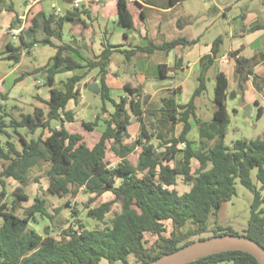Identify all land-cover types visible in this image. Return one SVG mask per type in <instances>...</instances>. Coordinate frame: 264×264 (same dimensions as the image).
<instances>
[{"label":"trees","instance_id":"1","mask_svg":"<svg viewBox=\"0 0 264 264\" xmlns=\"http://www.w3.org/2000/svg\"><path fill=\"white\" fill-rule=\"evenodd\" d=\"M179 1L164 0L161 7L167 8ZM116 3L118 23L131 27L127 0H117ZM145 3L154 5L152 0H145ZM82 12L84 10L76 7L55 17L54 12L38 11L30 18L29 25L20 31L19 44L8 42L0 49V60L16 64L22 52L31 51L34 46L55 48L53 64L47 69L49 98L34 96L41 106L15 116L6 107L7 96H0V264H132L129 260L131 254L133 264H146L196 238L201 239V234L207 231H212V236L237 234L230 226L223 228L216 224L214 228L207 227L208 217H216L223 202L235 194V179L252 192L249 218L241 235L264 247V208L261 206L264 202V132L261 137L241 138L230 145L225 144L229 123L226 107L228 81L222 71L215 75L212 117L203 120L196 112L195 98L206 89L205 74L219 56L222 37H216L210 54L200 58L197 84L187 102H177L175 94L178 90L172 88L160 97L158 106L148 107V96L142 94L140 84L124 83L125 95L118 99L110 96L105 73L111 53L119 52L129 61L133 57L147 56L154 50L167 52L177 46L189 47L197 39L175 37L159 43L148 41L143 47L131 48L105 42L98 54L92 53L82 64L68 54V51H77L75 46L55 43L51 39L59 40L63 22L74 20ZM140 14L144 16L142 10ZM260 28L264 29V24L254 22L246 27V31ZM237 51L229 52V56L235 59L237 85L243 89L251 76L254 87L261 91L264 78L254 72L259 61L235 56ZM257 54L260 61H264V54ZM84 67H98L99 71L101 104L93 120L81 122L87 131L102 124V130L92 141L79 132L77 124L65 126V122H74V112L67 110L66 105L69 100L75 104L79 101L78 84L83 74L74 73L68 77L63 82V90L54 86L55 73ZM158 67L163 77L169 68L165 64ZM34 73L24 72L15 81ZM106 101L112 105L111 111L107 109ZM146 114L152 116L150 125L156 134L148 130ZM261 114L262 107L259 106L256 117ZM132 117L140 123L137 142L141 150L135 164L128 159L131 148L125 143ZM52 121L57 122V127ZM193 124L198 132L196 140L188 137ZM176 126L180 127L177 133ZM154 137L159 141L158 147L151 141ZM180 143L183 148L178 147ZM178 153L181 157L175 161ZM171 161H175L174 165L170 164ZM193 162L196 163L194 168ZM42 163L47 165V189L68 197H74L80 191L86 194L87 215L104 222L103 227L87 228L73 211L76 225L71 224L64 230L60 239L48 232L41 235L29 227V223H36L37 217L53 220L54 214L48 212L47 201L40 196H35L29 206L22 208L21 216L15 213L20 202L28 200L22 189L28 172ZM253 169L255 181L251 175ZM178 176L190 184L182 193L174 188ZM7 178L19 183L12 191L9 204L4 199ZM105 193H110L112 198L98 202ZM118 201L120 210L106 219L105 215ZM66 204H70L69 200ZM61 209L62 206H58L54 211L59 213ZM166 221L172 225L169 234H164ZM146 233L154 236L149 245L144 237ZM220 263L259 264L253 255L242 250L217 252L186 264Z\"/></svg>","mask_w":264,"mask_h":264},{"label":"rangeland","instance_id":"2","mask_svg":"<svg viewBox=\"0 0 264 264\" xmlns=\"http://www.w3.org/2000/svg\"><path fill=\"white\" fill-rule=\"evenodd\" d=\"M13 3L14 11L21 13L24 7L25 0H11ZM112 0H99L91 2L89 0H82L77 7L79 10H84L81 13L83 18L89 22V27L87 32L92 35L93 31H102L105 27L111 28L112 23L107 21L105 14L110 13L108 8L104 7L106 2H111ZM145 1V0H142ZM153 3H160L159 0H152ZM57 5L65 1H55ZM156 5V4H155ZM138 8V5H136ZM227 8V9H226ZM57 10V8H55ZM144 10L145 16L142 17L139 11L133 10L135 21L138 25H143L152 34L153 31L160 27L165 39H171L178 35H183L187 38L199 37L200 46L211 45L213 40L221 36L222 42L219 44L220 52L227 53V51L237 43L239 38V33L242 32L244 27H247L251 21L254 22H264V0H183L175 9L171 12H161L148 7L140 8ZM226 9V10H225ZM225 10V11H224ZM252 16L250 20L245 21V17ZM181 17L184 22L182 28L176 27L175 19ZM117 25H115L116 27ZM128 30V27H124ZM260 34H264V31L260 33L257 31H248L246 42L254 41L259 44ZM116 38V34L112 35ZM159 41V40H156ZM261 49L264 50V41L260 44ZM123 64L127 67V63H133L137 60V57H133L131 60L126 61L124 56L118 52ZM158 55H155V57ZM135 60V61H136ZM222 65L217 61L214 62L206 71L205 83L206 89L197 99L199 110L198 116L203 120H209L212 117L213 110L215 108L214 103V86H215V75L220 70ZM198 68L192 66L189 70H186L182 75L184 81L183 92L175 94L178 101H187L196 86V73ZM188 73V74H187ZM186 74V76L184 75ZM134 77V74H131ZM95 78L89 77L87 84ZM167 82L173 83V79L165 80ZM86 84V83H85ZM172 85V84H170ZM83 98H82V109L79 110V116L77 117L76 124H80L81 120L91 121L94 119V115L98 111L101 100L98 93L91 92L87 87L83 85ZM180 86H176L179 89ZM162 93V92H161ZM161 93L155 95L150 103H147L148 107H156L160 104ZM234 96H227L226 104L229 115V123L227 125V132L225 135V144L230 145L232 141L236 139H250L261 137L264 132V116L260 119H256L255 114L245 109L244 105L239 109L238 112H234V108H238L241 104V97L239 90L234 92ZM160 94V95H159ZM33 99L30 96L23 97L20 101H9L6 104L7 109L15 116L19 112H31ZM86 110L85 112H83ZM250 119V120H248ZM146 125L148 130L156 134V131L150 125V120L152 116L146 114L145 116ZM54 124V123H53ZM139 126L140 123L134 117L131 119V126L129 127V137L126 138V143L129 144L132 149L128 155V159L132 164L136 163L138 153L141 148L137 140L139 137ZM81 127V126H80ZM83 127V126H82ZM82 129V128H81ZM180 127L176 126L175 133L179 131ZM95 133V132H94ZM198 135L197 128L193 124V128L189 132L188 136L192 140H196ZM90 139V138H88ZM152 143L158 147V139L154 137ZM179 148H183L182 145H178ZM181 153H178L176 160H179ZM175 161H171L170 164L174 165ZM195 162L192 166L194 168ZM47 165L45 163L37 164L30 169L27 174L26 182L22 185L23 191L28 195L27 201H21L20 206L15 210V213L21 216L22 208L29 206L35 196L44 197L46 199V207L49 213L54 214L53 220H49L43 217H37L36 223H29V227H33L38 233L44 235L48 232L50 235L57 239H60L62 232L66 230L71 224L76 225L74 219L72 218V212L76 215V218L84 223L87 228H97L103 227L104 222L101 223L96 219H93L87 215L86 202L88 196L83 192H78L74 197L61 196L58 194L51 193L48 189V178L46 176ZM252 178L255 181V170H252ZM6 196L5 201L9 204L12 198V191L18 185L16 181L7 179L6 181ZM190 184L183 181L182 177L178 176L176 179V184L174 188L182 193L189 189ZM235 194L228 200L224 201L216 217L209 216L207 219V227L214 228L216 224H220L223 228L230 226V228L237 234H243V228L247 225V221L250 214V202L252 200V192L244 187L240 182L235 179ZM112 198L110 193L103 194L98 198V202L109 200ZM66 200H69L70 204H66ZM98 202L93 203L95 206ZM58 206H62L59 213H56L54 209ZM264 208V202L261 204ZM120 210V201L112 205V210L105 215L106 219L113 214L114 211ZM215 218V220H214ZM216 221V222H215ZM2 223V217L0 216V225ZM165 230L164 234H169L172 229L170 221L164 223ZM212 236V231H207L201 234L202 238H207ZM146 244L149 245L154 240V236L151 234H145ZM197 239V238H196ZM195 239V240H196ZM131 263L133 264V255H129ZM104 264V262H101ZM225 264V263H220Z\"/></svg>","mask_w":264,"mask_h":264},{"label":"crops","instance_id":"3","mask_svg":"<svg viewBox=\"0 0 264 264\" xmlns=\"http://www.w3.org/2000/svg\"><path fill=\"white\" fill-rule=\"evenodd\" d=\"M55 1L65 2L59 3V5H57L55 2H53V0H25L23 7L24 9L21 13H19L14 11L13 3L11 0H3L0 3V49H3L8 42L12 43L13 45L19 44V33L22 29H25L29 25V20L34 15V13L38 11H42L45 13L54 12V16L58 17L75 9L72 4L73 0ZM89 1L95 2L99 0ZM116 1L117 0H112L111 2H106L104 4V7L110 10V13L105 14V17L108 22L110 21L112 23L113 26H111V28L107 26L102 31H93L92 35H90V32H87L89 22H87L80 14L72 21L65 20L62 25L61 38L59 40L51 38L52 41L55 43H71L76 47L77 51H68V54L76 61L85 64V59L89 58L92 53L98 54L103 48V43L105 42L121 45V48H131L134 46L143 47L147 44L148 41L159 43L163 40H170L165 39L160 27L153 31V33L151 34L145 26L138 25V23L135 21L133 10H135L136 12L140 10L141 12L142 9L140 8L148 7L161 12H171L180 3L183 2V0H181L170 7L162 8L161 6H163L164 0H159L160 3H155L156 5L154 3V5L145 3V1L142 0H127V7L131 14L133 23V25L131 27H128L127 30L124 28L126 26L120 25L117 21L118 13ZM136 5H138V8H136ZM55 8H57V10ZM142 11L144 12V10ZM20 15L25 16V22L22 28L19 27L21 21L18 19V16ZM251 18L252 16L245 17V21L250 20ZM251 23H254V20L251 21ZM256 23L264 24V22ZM175 24L179 29L184 26V22L181 17L175 19ZM115 25L117 26L115 27ZM14 30L18 31L13 32ZM257 31L260 33L261 31H264V29L260 28L255 30V32ZM113 34H116V38L112 37ZM247 35L248 31H246V27H244L242 29V32L239 33V38L236 40L237 43H235V45L231 47L227 51V53L220 52L219 49V56L214 59V62L218 61L222 65L219 71H222L227 78V96L230 95L232 91L236 92L237 90H239L241 104L238 108H234V112H238V110L242 109L241 107H243L244 105L251 104L252 108L248 110L254 113L256 117L257 108L261 106L262 114L260 115V117H256V119H260L264 116V87L261 91H258L252 83L251 76H249L243 85V89H241L237 85L238 75L235 69V59L234 57L229 56L230 51L238 50L235 56H244L246 58H253L255 61H259L254 66V72L257 73L260 77L264 78V61H260V56L257 54L258 52L264 54V50L261 49V45L259 46L260 40L261 42L264 41V34L259 35V44L255 43L254 41H250L247 43ZM175 37L185 36L178 35ZM187 39H197V41L189 47L182 48L177 46L167 52L154 50L147 56L137 57V60L135 59L136 61L134 60L132 64L128 62L127 65H130L131 67H126L125 64H123V61L121 60L118 52L111 53V55L109 56L108 69L105 73V83L109 87L110 96L112 98L118 99L120 96L125 95L126 91L124 89V83L127 82L141 85L142 94L148 96L147 103H150V100L158 93L162 92L160 97L165 96L168 90L176 88V86H180V88L177 89L178 91L176 92V94H181L184 89V77H181L180 75L186 72V70H189V68L192 66H196V68H198L200 58L204 55L210 54L212 46H200L199 37ZM54 53L55 48L50 45H37L34 46L31 51H23L20 61L16 64H12L6 60H0V96L1 94H5L7 96L6 101H4L5 104H8L9 101L18 102L23 97L25 98L27 96H30L33 99L32 108H34L35 106H41L42 104L34 97L35 95H38L42 99L46 100L49 98L50 86L46 84L47 69L50 68L53 64L52 56ZM155 55L158 56L155 57ZM159 64H165L166 67L169 68L168 70L166 69L167 71L165 72V75L163 77L159 74ZM38 68L39 71L36 72ZM30 71L35 73L32 75H26L21 79L15 81V79L22 73ZM74 73L83 74V78L78 84L80 93L79 101L75 104L72 100H69L66 105L67 110H71L74 112V122H65V126L67 127L76 124L77 122V117L79 116L78 112L82 109L83 105L82 98L84 89L82 87L83 85L87 87V80L89 79V77L93 76L95 80L91 82H95L99 85L98 67H94L91 69H87L86 67H84L81 69L66 70L55 73L54 86L58 89L63 90V82H65L66 79L72 76ZM132 73L134 74V77L131 76ZM184 75L186 76V74ZM167 79H173V83H171L170 81H165ZM199 97L200 96L195 98L197 116L199 110L197 99ZM187 101L177 100V102L180 103H185ZM106 107L109 111L112 110V105L108 101H106ZM85 111L86 110H84L83 108V112ZM93 117H95V115ZM82 121L85 120H81L80 124H78L79 132H81L86 137H90V141H92L95 136L99 134L100 130H102L103 126L100 123L95 127V129L87 131L82 127ZM52 124L57 127L56 121H52ZM130 126L131 123L128 126V129ZM127 145L130 146L129 144ZM130 151H132V149ZM7 179L16 181L12 178ZM129 260L131 259L129 258Z\"/></svg>","mask_w":264,"mask_h":264},{"label":"water","instance_id":"4","mask_svg":"<svg viewBox=\"0 0 264 264\" xmlns=\"http://www.w3.org/2000/svg\"><path fill=\"white\" fill-rule=\"evenodd\" d=\"M87 88L95 93L100 90L99 85L95 82L89 83ZM234 95L235 93L232 91L229 96ZM244 108L250 109L252 105L248 104ZM227 250L248 252L257 259L259 264H264V247L255 240L240 234H219L196 239L146 264H186L197 258Z\"/></svg>","mask_w":264,"mask_h":264},{"label":"built area","instance_id":"5","mask_svg":"<svg viewBox=\"0 0 264 264\" xmlns=\"http://www.w3.org/2000/svg\"><path fill=\"white\" fill-rule=\"evenodd\" d=\"M82 0H73L72 1V4H73V7L74 8H76V7H78L79 6V3L81 2ZM18 19L21 21V24H20V28H22L23 27V25H24V22H25V16L24 15H20V16H18ZM18 30H14L13 32H17ZM179 145H181V143L179 144Z\"/></svg>","mask_w":264,"mask_h":264}]
</instances>
